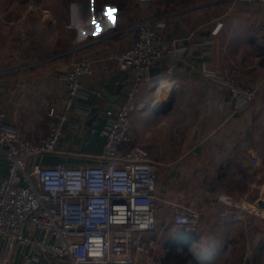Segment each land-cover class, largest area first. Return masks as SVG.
Returning <instances> with one entry per match:
<instances>
[{"label":"crops","instance_id":"crops-1","mask_svg":"<svg viewBox=\"0 0 264 264\" xmlns=\"http://www.w3.org/2000/svg\"><path fill=\"white\" fill-rule=\"evenodd\" d=\"M212 1L51 0L49 7L59 11L44 9V24L32 14L21 18L25 0H0V111L24 138L38 141L50 125L48 110L65 108L62 75L69 59L91 62V72L80 77L81 96L68 107L57 152L36 161L76 165L92 162L87 154H95L96 162L107 120L131 92L143 105L130 112V136L157 161L158 223L147 235L152 244L141 264H264V65L254 53L244 58L251 39L264 40V2ZM157 14L166 18L162 34L185 50L161 58L148 79L136 82L112 57L132 43L134 20ZM51 23L60 28L53 36ZM244 60L247 66L239 64ZM234 64L236 81L257 89L243 110L235 109L220 80ZM185 205L200 211L195 227L173 223L175 208ZM6 253L0 239V259ZM9 264L65 260L40 256L26 263L15 250Z\"/></svg>","mask_w":264,"mask_h":264},{"label":"built area","instance_id":"built-area-1","mask_svg":"<svg viewBox=\"0 0 264 264\" xmlns=\"http://www.w3.org/2000/svg\"><path fill=\"white\" fill-rule=\"evenodd\" d=\"M165 19L157 14L134 21L132 43L112 57L136 82L148 79L161 58H175L185 50L177 47L178 39L162 34ZM219 27L217 23L212 32ZM69 62L62 75L68 95L65 108L48 110L50 125L38 141L24 138L0 111V164L4 165L0 171V239L7 249L0 264H9L15 250L26 263L40 256H56L64 258L65 264H141V254L152 244L147 235L157 228V161L143 145L131 143L130 112L143 107L133 101L132 92L117 115L101 128L104 143L96 162L95 154H87L92 162L76 165L35 160L57 152L68 107L81 96L80 77L91 72L85 56H72ZM236 76L233 67L220 80L235 109L243 110L257 89L237 82ZM200 217L198 209L185 205L175 208L172 220L176 226L195 227Z\"/></svg>","mask_w":264,"mask_h":264},{"label":"rangeland","instance_id":"rangeland-1","mask_svg":"<svg viewBox=\"0 0 264 264\" xmlns=\"http://www.w3.org/2000/svg\"><path fill=\"white\" fill-rule=\"evenodd\" d=\"M49 1H51V0H25L24 3L21 2V10H20V16H21V18L24 19L25 16H26V14H28V15L29 14H32V15H35L36 16V19L39 18L40 20H43V22H45L44 24H46L47 23L46 22V19H47V16L46 15H48V13H46L44 9L51 10L52 13H55V11H59V8H54L53 6L52 7H49V5H50ZM45 4L48 5V8L42 6V5H45ZM53 4H54V1H53ZM31 5H33V6H31ZM156 6L154 8H156ZM147 8L151 9L152 7H147ZM154 8H152V9H154ZM141 19H143V18H137L134 21H139ZM3 22L8 23L4 19H3ZM59 30H60V28H59V25L58 24L51 23V26H50L49 29H47V32L50 31L51 36H53L55 33H58ZM250 30H248V34H250ZM21 34L24 37L23 38V41H26L27 38H28L27 37V33L22 32ZM42 35H39V36H42ZM246 37L247 36H245V38ZM36 39L40 40L41 42L44 41V37H42V38H36ZM23 41L20 39V42L21 43H23ZM56 42H57V40H56ZM250 42L252 43V46L249 45L250 47L249 46L245 47L244 50L246 52H245V57L244 58L246 59L248 56H249V58H251V53H254L255 56H257L256 60L259 61L262 65H264V40H262V38L261 39H256L254 37L253 39L250 40ZM244 43L246 44V42H244ZM253 44H255V45H253ZM258 56H259V58H258ZM248 62L249 61H245V62L239 61V64H244V66H247L248 65ZM235 67H237V66L235 65ZM63 128H64V125H63ZM63 128H62V133H63ZM62 133H61V135H62ZM3 250H4V248H3Z\"/></svg>","mask_w":264,"mask_h":264},{"label":"water","instance_id":"water-1","mask_svg":"<svg viewBox=\"0 0 264 264\" xmlns=\"http://www.w3.org/2000/svg\"><path fill=\"white\" fill-rule=\"evenodd\" d=\"M151 70V69H150ZM150 72V71H149ZM260 204L264 206V201L260 200Z\"/></svg>","mask_w":264,"mask_h":264},{"label":"bare ground","instance_id":"bare-ground-1","mask_svg":"<svg viewBox=\"0 0 264 264\" xmlns=\"http://www.w3.org/2000/svg\"><path fill=\"white\" fill-rule=\"evenodd\" d=\"M166 85L165 84H163V85H161V87H165ZM168 88V87H167Z\"/></svg>","mask_w":264,"mask_h":264}]
</instances>
